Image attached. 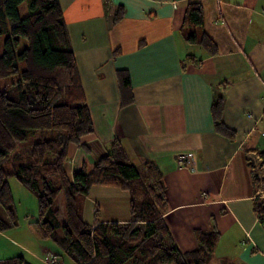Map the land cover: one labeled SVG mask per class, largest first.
Segmentation results:
<instances>
[{"label": "crops", "instance_id": "1", "mask_svg": "<svg viewBox=\"0 0 264 264\" xmlns=\"http://www.w3.org/2000/svg\"><path fill=\"white\" fill-rule=\"evenodd\" d=\"M192 2L204 13L195 29L213 39L214 52L181 31ZM60 3L94 127L80 144H70L68 173L90 167L119 139L140 170L152 161L162 172L164 217L182 251L197 246V229L215 228L220 236L206 264H264V223L255 207L264 188L254 181V169L264 177V0ZM120 7L123 17L114 22ZM119 70L131 81L132 101L125 105ZM218 99L231 135L214 126ZM179 155L188 163L181 165ZM96 208L101 222L130 221L131 194L93 185L84 201L87 222ZM27 231L26 243L5 247L26 252L32 264L45 262L40 253L52 251L50 243L31 223ZM5 234L0 231L9 241Z\"/></svg>", "mask_w": 264, "mask_h": 264}, {"label": "trees", "instance_id": "2", "mask_svg": "<svg viewBox=\"0 0 264 264\" xmlns=\"http://www.w3.org/2000/svg\"><path fill=\"white\" fill-rule=\"evenodd\" d=\"M25 3L28 13L20 14ZM123 17L120 7L114 22ZM204 13L198 2L188 5L181 31L190 43L215 51L213 39L202 26ZM122 104L132 101L127 70L118 71ZM222 101L212 106L216 130H233L221 117ZM94 131L75 53L60 0H0V231L17 224L9 176H14L38 198L37 218L32 221L39 236L50 240L73 264H206L220 232L196 230L197 246L182 251L172 238L164 217L166 186L162 172L152 161L145 175L129 160L119 139L111 150L90 166L69 174L66 169L70 144H80ZM35 136L29 153L15 154L18 143ZM264 159V152L261 153ZM12 161L7 169L6 160ZM264 164V161H263ZM254 181L264 188L254 169ZM117 186L131 194L132 219L101 222L84 218V201L93 185ZM63 195L65 220L60 219L58 197ZM264 223V199L256 201ZM56 253V252H55ZM58 255V253H56ZM0 264H32L23 255L0 259Z\"/></svg>", "mask_w": 264, "mask_h": 264}, {"label": "rangeland", "instance_id": "3", "mask_svg": "<svg viewBox=\"0 0 264 264\" xmlns=\"http://www.w3.org/2000/svg\"><path fill=\"white\" fill-rule=\"evenodd\" d=\"M27 13H28V9L26 7V4L25 3L21 4L20 5L21 16H25ZM35 139H36L35 136L30 135L23 142L18 143L17 148L15 150V154H18V157H20V154L29 153L31 143ZM11 163L12 161L8 159L4 162V165L8 169ZM180 164L185 165V162L180 163ZM141 171L145 175V170L141 169ZM8 180H9L13 198H14V208L16 211L17 224L5 230L6 231L5 237H8L9 241L0 236V255L3 256L4 253H6V255L7 253H10L11 256L9 257H12V256L20 255L22 253L24 254L23 256L25 257L27 261L32 262L30 261L31 260L30 255L27 254L26 252H16L17 254H12V253H15V251H11L12 249L11 247L13 245L8 242L16 241L17 243H19V241H22L23 243H26V241L24 240L25 238H28L27 230L29 228V223H31L35 228V225L34 223H32V221L37 218L38 206H39L38 198H37L36 193L28 189V187H26L24 184L19 182L14 176H9ZM63 204H64L63 195L60 194L58 197V206L60 208L59 217L60 219L65 220ZM0 215L3 218H6L4 208L1 205H0ZM10 235H12L13 238H11ZM47 242L50 243L52 251H55L56 253H58L59 258L63 260V264H73V261L71 260V258L65 253H63L60 250V248L57 245H55V243H53L50 240H47ZM6 244L7 246H11V247H8L9 249H7V247H5ZM50 252L51 251H47V252L42 251L41 252L42 254L40 253V255L41 257L45 258V260L47 261L46 257L50 255ZM38 261L40 260L38 259ZM45 262L42 260L39 263L40 264H47V263L50 264L48 261L46 263ZM125 264H131V260H128ZM167 264H172V263H167Z\"/></svg>", "mask_w": 264, "mask_h": 264}, {"label": "built area", "instance_id": "4", "mask_svg": "<svg viewBox=\"0 0 264 264\" xmlns=\"http://www.w3.org/2000/svg\"><path fill=\"white\" fill-rule=\"evenodd\" d=\"M262 134L264 135V132H262ZM185 159H186V156L185 155H179L178 156V160H179L180 163H183V162L188 163V162H186ZM257 161H256V163L259 162V161L258 162ZM46 259H47V261L50 264H63V260H61L59 258V256L55 252H52V251L50 252V255L46 257Z\"/></svg>", "mask_w": 264, "mask_h": 264}]
</instances>
